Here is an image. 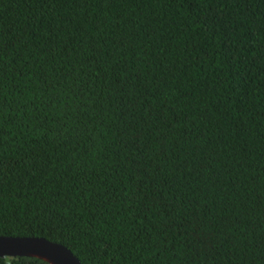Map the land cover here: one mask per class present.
Returning <instances> with one entry per match:
<instances>
[{
	"label": "trees",
	"instance_id": "16d2710c",
	"mask_svg": "<svg viewBox=\"0 0 264 264\" xmlns=\"http://www.w3.org/2000/svg\"><path fill=\"white\" fill-rule=\"evenodd\" d=\"M0 236L264 264V0H0Z\"/></svg>",
	"mask_w": 264,
	"mask_h": 264
},
{
	"label": "water",
	"instance_id": "95a60500",
	"mask_svg": "<svg viewBox=\"0 0 264 264\" xmlns=\"http://www.w3.org/2000/svg\"><path fill=\"white\" fill-rule=\"evenodd\" d=\"M0 257H32L49 264H82L66 246L39 237L0 236Z\"/></svg>",
	"mask_w": 264,
	"mask_h": 264
}]
</instances>
